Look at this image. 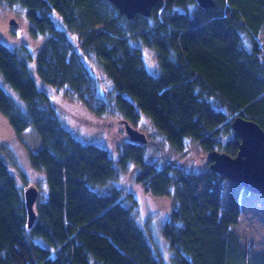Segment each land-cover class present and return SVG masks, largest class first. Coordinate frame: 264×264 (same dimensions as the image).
<instances>
[{
  "label": "trees",
  "instance_id": "obj_1",
  "mask_svg": "<svg viewBox=\"0 0 264 264\" xmlns=\"http://www.w3.org/2000/svg\"><path fill=\"white\" fill-rule=\"evenodd\" d=\"M9 1L25 4L34 29L49 34L35 61L43 83L70 86L99 114L117 106L134 126L148 114L178 149L187 138L201 144L204 171L174 161L161 167L145 144L132 140L120 149L122 168L135 163L136 181L147 193L174 198L162 226L173 263L228 264L230 252L246 250L231 227L239 221L242 194L251 192L212 170L209 154H237L241 139L232 121L239 115L264 129V0H215L209 8L196 0H160L149 16L133 19L111 0ZM135 41L157 51L159 75L148 70ZM93 56L112 90L88 63ZM0 69L27 103L23 108L0 84V111L32 164L45 171L49 189L42 197L39 191L29 227L24 190L0 153V264H168L123 203V188L109 185L119 176L114 154L64 124L28 57L1 40Z\"/></svg>",
  "mask_w": 264,
  "mask_h": 264
},
{
  "label": "rangeland",
  "instance_id": "obj_2",
  "mask_svg": "<svg viewBox=\"0 0 264 264\" xmlns=\"http://www.w3.org/2000/svg\"><path fill=\"white\" fill-rule=\"evenodd\" d=\"M14 20L16 23L18 22V25L13 23ZM48 36L49 34L37 32L34 29L25 4L0 0V40L20 55L28 57L29 65L39 85L49 93L64 124L82 141L98 143L114 154L119 176L113 179L109 185L111 188L113 186L123 188V203L132 207L135 218L148 235L157 257L162 258L168 264H174L172 261L173 250L162 232L163 223L175 206L174 198L157 199L147 193L143 185L136 181L138 168L135 163H130L129 167L122 168L119 162L120 149L124 143L131 139L126 133L123 122L126 118L117 106L113 107L112 111L96 113L70 86L55 87L40 80L36 70V53L44 47ZM134 44L141 48L148 70L159 75L161 71L157 51L142 41H135ZM261 46L264 48V31L261 35ZM28 52L33 56L31 57ZM88 61L104 89L112 90L113 83L105 73L100 60L93 56ZM0 84L23 108L27 107V103L20 93L5 81L1 69ZM134 127L146 134L148 138L145 143L147 155L157 159L161 167L166 161H174L183 164L188 170L204 171L208 168L206 159L201 156L205 154L204 149L197 140L187 138L184 149L176 148L167 140L166 135L156 126L153 119L143 112L140 122ZM0 153L4 156L23 190L34 185L38 187L40 197L48 192L45 171L32 164L28 147L18 139L9 117L1 111ZM23 173H25V177ZM26 177H29L28 182ZM227 187L223 191L224 206L227 205ZM94 188L101 193L109 191V186L103 188L94 186ZM222 214L223 212H221ZM231 229L240 235L241 242L247 246V249L236 248L230 252L228 264H264V196L244 192L241 196L239 221L232 225ZM37 239L39 243L46 245L44 239Z\"/></svg>",
  "mask_w": 264,
  "mask_h": 264
},
{
  "label": "water",
  "instance_id": "obj_3",
  "mask_svg": "<svg viewBox=\"0 0 264 264\" xmlns=\"http://www.w3.org/2000/svg\"><path fill=\"white\" fill-rule=\"evenodd\" d=\"M121 14L133 19L137 14L149 16L160 0H111ZM203 8L213 7L215 0H196ZM13 23H16L14 20ZM126 133L130 139L139 143H147L146 134L134 127L127 119L124 121ZM232 127L241 142L236 155L215 150L209 154L210 168L222 174L227 180L241 184L246 190L264 196V129L256 121L237 116ZM28 213V226L32 227L37 211L35 204L39 197L37 186H29L24 190Z\"/></svg>",
  "mask_w": 264,
  "mask_h": 264
},
{
  "label": "flooded vegetation",
  "instance_id": "obj_4",
  "mask_svg": "<svg viewBox=\"0 0 264 264\" xmlns=\"http://www.w3.org/2000/svg\"><path fill=\"white\" fill-rule=\"evenodd\" d=\"M18 23V22H17ZM17 23H15V25H18ZM25 45V44H24ZM27 46V45H26Z\"/></svg>",
  "mask_w": 264,
  "mask_h": 264
}]
</instances>
